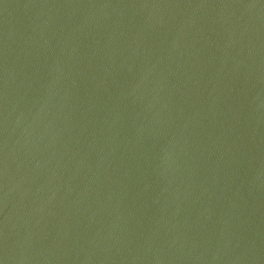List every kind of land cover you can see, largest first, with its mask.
Here are the masks:
<instances>
[{"label":"water","instance_id":"95a60500","mask_svg":"<svg viewBox=\"0 0 264 264\" xmlns=\"http://www.w3.org/2000/svg\"><path fill=\"white\" fill-rule=\"evenodd\" d=\"M0 264H156L117 241L0 188Z\"/></svg>","mask_w":264,"mask_h":264}]
</instances>
